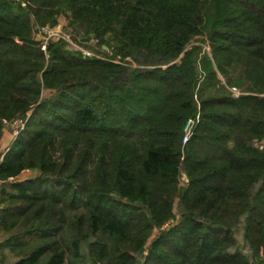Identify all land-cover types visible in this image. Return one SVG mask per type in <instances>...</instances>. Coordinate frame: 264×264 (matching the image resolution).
<instances>
[{
    "label": "trees",
    "instance_id": "16d2710c",
    "mask_svg": "<svg viewBox=\"0 0 264 264\" xmlns=\"http://www.w3.org/2000/svg\"><path fill=\"white\" fill-rule=\"evenodd\" d=\"M0 264H264V0H0Z\"/></svg>",
    "mask_w": 264,
    "mask_h": 264
},
{
    "label": "rangeland",
    "instance_id": "374dc122",
    "mask_svg": "<svg viewBox=\"0 0 264 264\" xmlns=\"http://www.w3.org/2000/svg\"><path fill=\"white\" fill-rule=\"evenodd\" d=\"M24 5V3H23ZM48 27V31H44L40 29L41 33H38V38L42 39V40H58V39H63L60 38L58 36H63L64 38L68 37V41L63 39V41L66 42V48L70 51H80L82 53V55L84 56L82 50L85 51H89L95 55H97L98 57H103V58H112L110 52L107 53H102L100 52V45L98 43L95 42L94 39L89 38V37H85L83 35H81L80 33L78 34L77 31H74L73 27L71 26V24L69 23V19L67 18L66 14L64 12L59 13L58 17H57V21H56V25L54 26H46ZM195 43H200V41L194 40ZM204 49L206 51L209 50V47L207 45V43H203L202 44ZM85 57V56H84ZM44 94H46L44 92ZM9 128V127H8ZM12 130H8V133H10V137L12 139V141L14 140L15 136L18 133L12 132L13 130H16L17 127L16 125H12L10 127ZM10 146V145H9ZM184 172L181 173V180L183 181V175ZM35 175V172H31L29 170H25L23 171L16 179L17 180H25L27 178H29L30 176ZM237 239L238 242L241 243V232H239L237 234Z\"/></svg>",
    "mask_w": 264,
    "mask_h": 264
},
{
    "label": "built area",
    "instance_id": "2783aa9c",
    "mask_svg": "<svg viewBox=\"0 0 264 264\" xmlns=\"http://www.w3.org/2000/svg\"><path fill=\"white\" fill-rule=\"evenodd\" d=\"M48 29H49L48 27H42L41 32H42V30H43V32L44 31L46 32V31H48ZM58 37L63 38V39L66 38V37L64 38L63 36H58ZM65 40L68 41V37ZM45 42H46V40H43V45H42L43 49L45 48V45H44ZM82 52H83L84 56L95 55V54H93L89 51H85V50H82ZM229 90L233 96H238L240 94V91L236 87H230ZM198 120H199V115L197 114L195 118H191V119H188L186 121V123L183 127L182 143H185L190 138V136L192 134L193 127L198 122ZM24 124H25V120L20 119V118L16 119L15 121H13V123H11V126L16 125L17 129L13 130L12 132L18 133L19 131H21L24 128Z\"/></svg>",
    "mask_w": 264,
    "mask_h": 264
},
{
    "label": "crops",
    "instance_id": "0c3cea01",
    "mask_svg": "<svg viewBox=\"0 0 264 264\" xmlns=\"http://www.w3.org/2000/svg\"><path fill=\"white\" fill-rule=\"evenodd\" d=\"M12 139L10 137V133H8V131L4 134V137L2 139L1 142V148L3 149V151H5L7 149V147H9V145L11 144Z\"/></svg>",
    "mask_w": 264,
    "mask_h": 264
},
{
    "label": "water",
    "instance_id": "95a60500",
    "mask_svg": "<svg viewBox=\"0 0 264 264\" xmlns=\"http://www.w3.org/2000/svg\"><path fill=\"white\" fill-rule=\"evenodd\" d=\"M184 176H183V179L185 180L186 179V176H185V174H183Z\"/></svg>",
    "mask_w": 264,
    "mask_h": 264
}]
</instances>
